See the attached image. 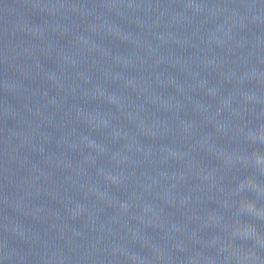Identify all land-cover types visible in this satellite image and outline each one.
Returning <instances> with one entry per match:
<instances>
[{
  "label": "water",
  "instance_id": "95a60500",
  "mask_svg": "<svg viewBox=\"0 0 264 264\" xmlns=\"http://www.w3.org/2000/svg\"><path fill=\"white\" fill-rule=\"evenodd\" d=\"M264 225V0H0V264H218Z\"/></svg>",
  "mask_w": 264,
  "mask_h": 264
}]
</instances>
